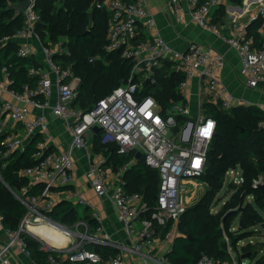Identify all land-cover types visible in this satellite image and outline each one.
<instances>
[{
    "label": "built area",
    "instance_id": "2783aa9c",
    "mask_svg": "<svg viewBox=\"0 0 264 264\" xmlns=\"http://www.w3.org/2000/svg\"><path fill=\"white\" fill-rule=\"evenodd\" d=\"M224 1L205 0L194 8L196 0H190L194 19L202 27L215 30L216 25L210 21V13ZM34 6L35 0H32V4L23 11L24 26L11 36L1 37L0 46L16 36L27 39L36 37L41 41L36 31L40 15ZM95 6L109 10L106 50L120 52L121 57L132 65L124 84L101 98L91 109L82 110L74 105L80 77L70 67L62 68L54 58L56 54L66 51L60 44L51 46L43 42L41 50L44 58L40 61L41 65L31 70L40 77L36 88L27 85L23 91L12 90L7 88L10 82L8 78L2 81L7 82L5 89L12 96V99L1 100L0 104L3 155L23 150L38 133L42 134L43 139L37 145V162L20 170L30 185H42L41 192L26 197L17 194L27 210L18 229L8 231L7 237L0 239V264H18V257H31V249L24 234L37 238L41 249L59 252V258L52 254L49 256L50 264H60L63 259L74 263L105 264L102 254L87 245L121 247L103 226L100 210L83 196L76 185L75 153L80 148L89 151V166L85 176L91 188L98 196L110 197L118 219L134 236L127 248L138 253L144 264H170L167 254L156 252L154 241L158 236L154 223L165 225L168 221L173 222L172 229L162 238L163 241H172L178 235V223L190 206V198L194 196V189L189 184L200 179L205 171L217 123L203 112L202 106L195 116H190L188 103L183 101L173 103L164 114L156 98L143 93L145 82H156L155 71L161 67L164 59H172L176 61L175 69L184 74L179 84L182 93L189 81L197 77L212 95L214 103L220 102L226 109L240 104L218 76V71L226 63L225 55L212 53L195 41L188 43L183 51L175 49L161 35L147 0H96ZM258 18L264 19V3L253 20ZM223 38L237 50L247 85L256 87L260 81H264V48L253 45L254 40L247 33V26H235ZM34 52V46L29 41L19 45L20 55H35ZM32 106L48 109L67 123L70 141L66 147H54L56 143L50 134L48 116L35 112ZM259 107L264 111V103L259 104ZM18 125L22 126L25 136L17 131ZM95 126L100 128L98 133L101 132L103 143L116 142L118 152L122 154L132 151L137 154L140 151L145 163L159 171V192L153 211L141 193L128 192L124 186L122 175L136 162V155L118 170L117 179H113L114 170L106 165L107 158L102 153L91 152L97 134ZM169 129L173 130L171 134ZM262 183V177L254 180L255 186ZM68 186L72 188H65ZM26 190L24 188L21 191ZM64 193L71 201L92 209L98 225L94 227L88 222H80L76 226H69L53 220L49 212ZM136 221H140V229L136 228ZM41 228L49 230L53 239H57L59 234L66 242L56 240L52 243L49 234L39 231ZM229 251L232 255L230 261H217L203 254L196 264H240L231 248ZM109 260L111 264H124L121 254L111 256Z\"/></svg>",
    "mask_w": 264,
    "mask_h": 264
},
{
    "label": "trees",
    "instance_id": "16d2710c",
    "mask_svg": "<svg viewBox=\"0 0 264 264\" xmlns=\"http://www.w3.org/2000/svg\"><path fill=\"white\" fill-rule=\"evenodd\" d=\"M19 1L22 0H0V38L13 35L24 26V13L11 8L13 3ZM95 1L35 0L34 6L40 15L36 31L42 42L51 46L60 44L69 51L68 54H56L54 58L62 68L70 67L80 77L74 105L84 111L91 109L101 98L124 84L132 67L130 61L121 57L120 52L106 50L109 10L95 6ZM204 1L196 0L194 8ZM229 1L240 4L243 0ZM215 8L218 17H214L211 22L219 26L223 23L224 5ZM261 27L264 28L262 18L247 26V33L254 40L253 45L259 48L264 47ZM18 49L19 45L14 41L0 46V81L8 78V87L17 91H23L27 85L36 88L40 77L31 70L41 65V62L35 55H20ZM91 58L94 60L90 61ZM175 63L172 59H164L161 67L155 71L156 82H145L143 88L144 94H151L156 98L164 114L175 102L187 103L179 88L184 74L175 69ZM202 110L217 123L216 135L212 138L205 171L201 177L207 184V191L181 216L178 236L167 253L170 264H196L203 254H208L217 261H230L232 255L224 230H229L231 221L239 215V231L255 235V231L250 228L264 220V190L254 185L255 179H264V111L254 104H238L226 109L220 102L208 101L203 102ZM42 139V134L38 133L23 150H16L5 156L0 138V213L7 231L18 229L27 210L17 194L26 197L41 192L42 185H30L27 177L20 174V170L37 162V145ZM92 151L102 153L107 158L106 165L115 171L130 163L136 155L133 151L128 154L119 153L116 142L103 143L101 132L95 134ZM236 168L242 170V181L230 184L235 191L226 203L227 211L213 212V201L224 186L227 172ZM124 180L127 191L141 193L153 211L159 192V171L148 166L142 156L125 171ZM24 188L27 190L22 192ZM248 196H253L254 201H249ZM85 209L92 212L89 207ZM91 212L87 214V222L96 227L98 221ZM49 215L57 222L68 224L77 218V211L73 202L66 199L59 202ZM154 224L156 235L160 238H165L173 227L172 221L165 225L157 222ZM43 229L42 232L45 233L46 230ZM244 234L245 232L241 237ZM24 238L29 243L31 257L38 264H50L51 254L59 258V252L41 249L33 236L24 234ZM232 240L235 242L236 237H232ZM87 247L102 254L105 261L118 254V249L109 245L88 244ZM239 263L243 264L242 260ZM60 264L84 263L63 259ZM256 264H264V259H258Z\"/></svg>",
    "mask_w": 264,
    "mask_h": 264
},
{
    "label": "crops",
    "instance_id": "0c3cea01",
    "mask_svg": "<svg viewBox=\"0 0 264 264\" xmlns=\"http://www.w3.org/2000/svg\"><path fill=\"white\" fill-rule=\"evenodd\" d=\"M147 2L151 12L153 13L161 35L175 49L183 51L186 49L188 43L195 41L202 44L208 51L212 53L224 54L226 57V63L218 71V76L222 83L229 89L231 94L240 101V104H254L259 106V104L264 103V81H260L256 87H250L247 85L246 79L241 72L242 62L237 50L223 38V35H228L232 31L233 27L238 25L248 26L250 23L254 22L253 17L257 14L260 5L264 3V0H243L240 4L225 0L223 3V23H221L219 26L215 24V30L202 27L194 19L190 0H147ZM216 13L217 8H213L210 13V21H212L214 17H218ZM260 31L264 34L263 27L260 28ZM12 41L16 42L18 45L28 41L31 42V44L34 46L35 56L40 61L43 60L44 55L41 50L42 40L40 41L36 37L27 39L23 36H16L12 39ZM2 81H0V99H12L10 92L5 89V85H7L5 83L7 82L5 81L2 83ZM183 93L187 98L190 116L196 115L203 102H213L211 99L212 95L204 86L201 85V81L197 77L189 81L188 86L184 89ZM32 109L37 113L48 116L51 132L53 134L52 137L56 143L54 147H66L70 141V133L67 129V123L63 119L56 117L48 109L33 106ZM17 128L18 130H16L19 132V134L25 136L22 126L18 125ZM75 155L77 165L75 172L76 185L82 191L83 196L91 200L102 213L103 226L111 234L112 239L121 245V247L116 248L118 249V254L123 256L124 264H144L138 253H134L127 248V246H130V240L134 236L128 233L124 224L118 219L116 208L110 197L98 196L86 179L85 173L89 166V151L86 148H80L76 151ZM110 169L112 168L110 167ZM124 173L123 175L120 174L123 176V178ZM118 176V171L114 170L112 172V178L117 179ZM191 184H189V186H191L195 192V189L199 184L198 180L193 181ZM66 199L70 200L66 198L64 193L62 199L59 202H62ZM72 202L76 208L77 216H79L76 224L80 222H87V214H90L91 211L88 209L86 211L85 206H83L82 210L80 211L78 208L79 204L75 203L74 201ZM135 226L137 229H140V221H136ZM7 233L8 231L0 219V239H5L7 237ZM174 239L172 241H163V239L158 236L154 241L156 252L158 254H167L172 248ZM109 259L105 261V264H111ZM18 260V264H38L33 258L20 256L18 257Z\"/></svg>",
    "mask_w": 264,
    "mask_h": 264
},
{
    "label": "rangeland",
    "instance_id": "374dc122",
    "mask_svg": "<svg viewBox=\"0 0 264 264\" xmlns=\"http://www.w3.org/2000/svg\"><path fill=\"white\" fill-rule=\"evenodd\" d=\"M64 51L68 54V50L63 47ZM50 134L51 126H49ZM173 132L172 129H169V134ZM178 136V135H177ZM242 179V170L241 168L231 169L226 174L225 183L223 188L217 193L211 210L213 212H218L226 209V203L230 200L232 194L234 193V188L230 186L231 183H237ZM199 184L196 187V191L194 192V196L190 198L189 205H193L200 200V198L207 191V184L203 181V179H198ZM249 201H254L253 196H248ZM78 204V203H77ZM86 207V206H85ZM80 211L83 208V205H78ZM237 209V208H234ZM80 213V212H79ZM264 218V213H262ZM79 216L72 223H68L69 226H76ZM48 233V230L45 229ZM250 230L255 231V235L251 233H247L246 231H239V215H237L232 221L229 227V230H224L225 240L227 242L228 247L239 256V260H242L243 264H256L258 259H264V220L261 221L258 225H255L250 228ZM244 237H241L242 233H244ZM246 235V236H245ZM59 236V235H58ZM232 237H236V241L233 242ZM37 240V238H35ZM53 241V237L50 238V241ZM38 241V240H37ZM39 242V241H38ZM39 246L41 247V243L39 242ZM246 255V257L240 258V256ZM32 258V257H30Z\"/></svg>",
    "mask_w": 264,
    "mask_h": 264
},
{
    "label": "water",
    "instance_id": "95a60500",
    "mask_svg": "<svg viewBox=\"0 0 264 264\" xmlns=\"http://www.w3.org/2000/svg\"><path fill=\"white\" fill-rule=\"evenodd\" d=\"M32 4V0H22L19 1L17 3H13L11 8L17 12H23L28 6H30ZM55 115V114H54ZM100 130V128L98 126L94 127V131L96 133H98ZM216 135V132L215 134ZM142 157V153L140 151L137 152L136 154V158L140 159ZM259 187H261L264 190V183H262L261 185H259ZM246 255H242V258H245Z\"/></svg>",
    "mask_w": 264,
    "mask_h": 264
},
{
    "label": "bare ground",
    "instance_id": "6f19581e",
    "mask_svg": "<svg viewBox=\"0 0 264 264\" xmlns=\"http://www.w3.org/2000/svg\"><path fill=\"white\" fill-rule=\"evenodd\" d=\"M44 229L43 228H41V230H39V231H43ZM45 234H49V237L51 238L52 237V235H50V233H47V232H45ZM56 238L57 239H54L53 241L51 240V242L52 243H54V242H56V240H60L61 242H66V239L65 238H63V237H61V236H56Z\"/></svg>",
    "mask_w": 264,
    "mask_h": 264
}]
</instances>
